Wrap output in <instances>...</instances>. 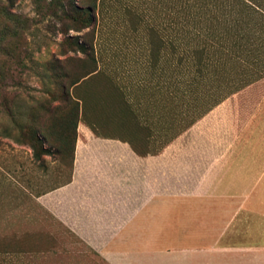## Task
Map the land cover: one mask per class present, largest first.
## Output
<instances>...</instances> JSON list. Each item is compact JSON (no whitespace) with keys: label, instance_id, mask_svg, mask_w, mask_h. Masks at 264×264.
Masks as SVG:
<instances>
[{"label":"rangeland","instance_id":"1","mask_svg":"<svg viewBox=\"0 0 264 264\" xmlns=\"http://www.w3.org/2000/svg\"><path fill=\"white\" fill-rule=\"evenodd\" d=\"M72 1L85 12L79 32L60 9L53 15V0H0V37L8 31L13 49L9 59L0 50V264H101L36 200L71 177L73 124L62 119L72 104L49 80L53 59L70 78L92 68L71 42L89 48L99 72L68 89L87 102L78 121L116 116L121 129L135 123L128 116H145L137 131L155 132L162 145L226 95L224 81L198 76L188 35L177 34L174 0H97L95 10L93 0ZM256 67L240 58L228 68V91L247 87Z\"/></svg>","mask_w":264,"mask_h":264},{"label":"crops","instance_id":"2","mask_svg":"<svg viewBox=\"0 0 264 264\" xmlns=\"http://www.w3.org/2000/svg\"><path fill=\"white\" fill-rule=\"evenodd\" d=\"M128 118L78 121L41 209L101 264H264V80L162 145Z\"/></svg>","mask_w":264,"mask_h":264},{"label":"trees","instance_id":"3","mask_svg":"<svg viewBox=\"0 0 264 264\" xmlns=\"http://www.w3.org/2000/svg\"><path fill=\"white\" fill-rule=\"evenodd\" d=\"M53 0L50 9L53 15L58 16L55 9H60L61 15L67 18L72 25L68 30L79 32L81 24L85 21V12L78 8L74 1ZM175 1V22L179 26L178 33L180 36L188 35L187 47L190 46L191 54L197 63L195 69L202 79L208 74L213 75L216 81L226 83L224 95L215 101L201 115L203 116L213 107L221 103L224 99L233 95L240 90L236 86L233 90H229L233 86L231 71L235 68L237 61L241 58L244 63L256 67L257 78L248 80L249 84L264 78V0H174ZM97 0H93V10L96 9ZM5 10V9H4ZM87 10L90 11V8ZM9 21L14 17L7 9L4 11ZM9 32L0 37V50L4 51V57L8 59L12 57V47ZM73 52H82L88 57L93 66L90 70L84 69L81 76L70 78V75L64 68L62 63L56 59L50 61L51 76L49 80L52 85L62 92V99L66 104H72L66 113L63 122L73 124L74 140L76 137V126L80 112H84L87 106L85 98L74 97L69 94L68 89L78 87L82 82L86 81L90 76L98 75L97 62L95 57L89 55V48L77 41L71 42ZM184 46V45H183ZM181 48L182 44H178ZM244 59V60H243ZM207 72V73H206ZM205 74V75H203ZM4 73L0 71V79H3ZM67 83V85H66ZM247 84V85H249ZM246 85V86H247ZM217 89L223 88L220 84ZM243 88V87H242ZM53 99H57L51 93ZM58 109V106L53 108ZM8 112V109H6ZM197 119L188 123L179 133L191 126ZM178 133V134H179ZM74 143V141H73ZM34 150V149H33ZM44 153H48L47 150ZM35 157H38L34 153ZM73 156V149H72Z\"/></svg>","mask_w":264,"mask_h":264}]
</instances>
